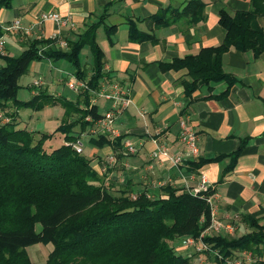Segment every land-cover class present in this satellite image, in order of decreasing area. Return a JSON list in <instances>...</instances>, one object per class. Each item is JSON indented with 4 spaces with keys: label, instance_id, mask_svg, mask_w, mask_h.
<instances>
[{
    "label": "trees",
    "instance_id": "trees-1",
    "mask_svg": "<svg viewBox=\"0 0 264 264\" xmlns=\"http://www.w3.org/2000/svg\"><path fill=\"white\" fill-rule=\"evenodd\" d=\"M12 1L0 0V9L10 8ZM109 4L75 40H68L66 47L58 45L56 39L30 38L16 56L0 55V114L7 119L4 122L0 115V264H34L26 248L35 244L52 245L45 264H192L191 257H183L175 248L181 250L183 238H197L211 224L207 201L211 191L193 195L165 186L156 197L140 192L132 198L129 188L115 194L105 186L104 173L96 171L92 160L73 148L103 116L90 100L107 75L96 31L102 26L109 41L116 31V25L105 22ZM248 4L245 10L220 9L218 22L224 30L220 44L158 63L163 71L187 69V78L180 82L185 96L190 97L203 86L211 88L217 82L225 83L222 95L227 92L236 81L222 67L223 53L230 47L251 51L253 57L264 51V28L258 23V18H264V0H248ZM166 12L170 16H186L191 24L205 19L201 0H188L182 8H162L150 19L157 25L169 24L174 19L166 17ZM128 25L130 40L150 37L138 30L133 20ZM86 46L92 55L90 71L80 59ZM43 59L68 61L74 67L73 75L86 88L71 100L31 84L29 87H36L37 92L27 100L18 99L19 77L31 62ZM9 102L14 107L12 112ZM55 102L64 106L63 123L55 130L64 134V143L46 150L44 144L53 134L18 128V111H39ZM87 116L91 122L86 121ZM122 139L92 135L90 143L99 148L113 147L119 158ZM239 151L232 154L231 165ZM213 161L216 159H200L196 164ZM240 218L248 231L238 236H207L204 242L223 259L249 251L254 258L258 257L253 264H264V225L255 217ZM37 224L41 225L39 231L35 229ZM172 242L177 245L172 246ZM214 260L223 264L217 258Z\"/></svg>",
    "mask_w": 264,
    "mask_h": 264
},
{
    "label": "crops",
    "instance_id": "crops-1",
    "mask_svg": "<svg viewBox=\"0 0 264 264\" xmlns=\"http://www.w3.org/2000/svg\"><path fill=\"white\" fill-rule=\"evenodd\" d=\"M187 1L13 0L10 8L0 9V26L15 18L28 26L36 22L41 12L56 11L69 16L74 24L59 29L60 37L67 42L75 40L88 24L96 21L110 3L105 22L116 25V31L109 41L101 26L96 31V40L104 52L105 78L121 82L130 89L131 102L113 123L115 136L123 137L122 146L125 141L133 143L137 151L129 156L119 152L121 155L117 158L113 147L92 145L91 127L82 135L91 144L85 148L86 156L99 173L110 155L116 157L117 163L108 166L104 173L105 186L115 194L129 188L133 195L146 192L156 197L165 186L194 193L199 187L200 175H205L207 189L212 192L215 219L233 225L234 234L245 225L241 216L255 217L264 225V51L253 57L251 51L230 47L223 53L222 67L236 81L227 92L222 95L225 83L217 82L211 88L203 86L190 97L185 96L180 82L187 78V69L163 71L158 63L220 44L224 35L218 22L220 9L232 12L249 6L248 0H201L205 19L196 24H191L186 16H170L167 12L165 16L174 19L169 24L157 25L150 19L162 8H182ZM129 20L150 37L130 40ZM258 23L264 28V18H258ZM32 31L29 36L6 35L5 53L16 56L30 38H50L58 42L52 37L57 31L52 22L34 25ZM88 55L85 54L81 63L89 66L90 71L92 55ZM33 62L46 89L59 83L66 85L68 77H61V71L68 75L74 72L60 60ZM57 90L50 93L68 99L78 94L74 90L76 95L70 98L72 92ZM90 101L98 106L101 115L110 107V101L103 98L91 97ZM181 121L197 136L199 154L195 157L186 155L179 141ZM73 131L78 132V128ZM159 146H164L170 155L181 154L182 164L176 167L164 158L152 159L151 153ZM238 149L239 154L231 165V156ZM200 159L216 161L198 166ZM226 168L229 169L226 171Z\"/></svg>",
    "mask_w": 264,
    "mask_h": 264
},
{
    "label": "built area",
    "instance_id": "built-area-1",
    "mask_svg": "<svg viewBox=\"0 0 264 264\" xmlns=\"http://www.w3.org/2000/svg\"><path fill=\"white\" fill-rule=\"evenodd\" d=\"M45 22H52L57 26V31L53 34V38L58 39V45L61 47H66L67 42L60 37L59 29L62 26H70L73 27V22L69 16H63L59 12L56 11H43L39 14L36 22L34 24L24 26L21 23L19 18H15L12 21L2 24L1 29L3 30V34L0 36V55L5 53V45H6V35L8 34H17L20 33L24 36L32 35V29L34 25L43 24ZM68 79L65 82L66 85L72 90H83L86 88V85L83 81L76 78L73 74H69L67 76ZM34 85L42 84L41 77L35 79L32 82ZM93 99L103 98L105 100L110 101L109 109L104 113L102 118L95 121L93 127L90 130V135H109L111 138H116L115 131L113 130V123L117 115H119L122 109H125L130 102V89L127 85L113 80H108L106 78L100 84V87L97 91H93ZM86 121L91 122L90 116L86 117ZM180 132H179V141L185 147L186 155L195 157L199 154L198 144H197V136L194 131L191 130L186 124L185 121H181L180 124ZM73 148L78 152H83V144L81 141H77L73 144ZM137 151L135 145L129 141H125L122 146V154L125 156H129L134 154ZM152 159H161L164 158L169 161L173 166H179L182 164V155H170L167 149L164 146H159L155 151L151 153ZM117 163V159L114 155H110L107 158V164L103 167L102 173L107 171L108 166H113ZM207 189V179L206 176L200 175V183L199 187L196 189L193 195L201 194L204 192H208ZM132 198H135V195H131ZM212 195L207 198V201L211 208V224L210 226L200 233L197 238L186 237L183 238L179 244V249H191L193 253H196V258L201 261L200 264H217L214 258L220 260L223 264H253L255 261L254 256L249 251H241L237 256L231 259H223L222 255H220L216 250L211 249L209 245L204 242V238L207 236H223V235H232L234 232V226L231 224H223L220 221H217L214 216L215 206L212 203Z\"/></svg>",
    "mask_w": 264,
    "mask_h": 264
},
{
    "label": "rangeland",
    "instance_id": "rangeland-1",
    "mask_svg": "<svg viewBox=\"0 0 264 264\" xmlns=\"http://www.w3.org/2000/svg\"><path fill=\"white\" fill-rule=\"evenodd\" d=\"M87 53L88 57L91 56L89 48L86 46L83 48L81 54H80V59L81 62L83 63L85 60V54ZM45 62V61H44ZM61 63H63L69 70L74 71V67L66 60H60ZM1 63V60H0ZM34 62H32L28 70L22 74L19 79H18V92H17V98L21 100H27L29 99L34 93L37 92V88H30L29 86L33 84L32 82L38 78V74L35 72V68L33 67ZM88 66V65H87ZM87 70L89 69V66L86 67ZM60 72V71H59ZM58 72V73H59ZM71 75V73H69ZM61 77H66L69 76L67 73L60 72ZM65 81V80H64ZM34 85V84H33ZM36 86V85H34ZM40 87H44V83L37 85ZM55 89H58L59 91H62L64 93H71L68 97L72 98L73 94L76 95V91L70 90L67 85H64L63 83L56 84L52 87L49 86L47 88V91L50 93L51 91H54ZM57 90V91H58ZM78 92V91H77ZM76 97H74L71 100H74ZM11 105L9 112L14 111V107L12 106V103L9 102ZM2 116V114H0ZM1 118H4L3 116ZM64 120V106L59 103L55 102L52 105H46L43 107V109L39 111H34L32 109H21L18 111V117L17 121H19L18 128H25L27 130L33 131V132H40L44 134H53L51 138H49L45 144L44 148L46 150H50L56 147H59L64 143V134L62 132H55L56 128L60 126L63 123ZM4 122L7 121L6 118L3 120ZM81 143L83 144V154L86 155V147H90L91 144L87 141L86 137H81L79 139ZM36 231H39L41 229V225L37 224L35 226ZM248 231L247 226L243 225L240 227V229L233 234V236H238L243 233ZM172 242L171 245H177V243ZM180 248V246H179ZM52 250V245L51 244H35L31 245L26 248V252L30 258V260L34 264H45L46 257L48 253ZM176 252L181 254L183 257L186 258H192V264H200L201 261L196 258V253H193L191 249H181L178 250L175 248ZM258 257L256 256L255 259Z\"/></svg>",
    "mask_w": 264,
    "mask_h": 264
}]
</instances>
